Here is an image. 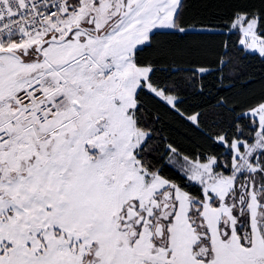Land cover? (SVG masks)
Wrapping results in <instances>:
<instances>
[{
  "label": "snow or ice",
  "instance_id": "snow-or-ice-1",
  "mask_svg": "<svg viewBox=\"0 0 264 264\" xmlns=\"http://www.w3.org/2000/svg\"><path fill=\"white\" fill-rule=\"evenodd\" d=\"M0 264H264V0H0Z\"/></svg>",
  "mask_w": 264,
  "mask_h": 264
}]
</instances>
